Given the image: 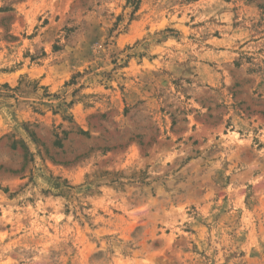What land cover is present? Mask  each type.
I'll return each instance as SVG.
<instances>
[{"label": "rangeland", "instance_id": "rangeland-1", "mask_svg": "<svg viewBox=\"0 0 264 264\" xmlns=\"http://www.w3.org/2000/svg\"><path fill=\"white\" fill-rule=\"evenodd\" d=\"M0 264H264V0H0Z\"/></svg>", "mask_w": 264, "mask_h": 264}, {"label": "trees", "instance_id": "trees-1", "mask_svg": "<svg viewBox=\"0 0 264 264\" xmlns=\"http://www.w3.org/2000/svg\"><path fill=\"white\" fill-rule=\"evenodd\" d=\"M131 2L133 3V5H134V8H136V6H137V3L139 2V0H131Z\"/></svg>", "mask_w": 264, "mask_h": 264}]
</instances>
